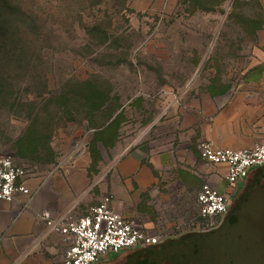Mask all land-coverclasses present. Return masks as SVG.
<instances>
[{
	"label": "rangeland",
	"instance_id": "374dc122",
	"mask_svg": "<svg viewBox=\"0 0 264 264\" xmlns=\"http://www.w3.org/2000/svg\"><path fill=\"white\" fill-rule=\"evenodd\" d=\"M10 3L0 17L20 22L30 62L12 72L1 66L11 76L0 98V155L14 153L34 169L75 157L92 160V185L108 178L159 122L188 110L200 88L240 79L264 34L259 0ZM86 98L96 105L84 104ZM34 116L52 117L50 138L45 132L43 148L26 160L15 151ZM202 184L199 176L193 180L196 193ZM196 193L173 200L178 207L162 205L157 223L171 217L179 232L202 227ZM123 254L95 264H118Z\"/></svg>",
	"mask_w": 264,
	"mask_h": 264
},
{
	"label": "crops",
	"instance_id": "0c3cea01",
	"mask_svg": "<svg viewBox=\"0 0 264 264\" xmlns=\"http://www.w3.org/2000/svg\"><path fill=\"white\" fill-rule=\"evenodd\" d=\"M259 3L264 10V0ZM241 74L196 91L188 110L145 133L101 182L92 185L88 168L93 162L78 157L29 168L24 183L31 191L0 199V264H61L67 244L40 212L78 217L106 194L117 210L146 228L179 230L171 217L157 223L162 205L178 207L173 200L196 193L192 184L198 176L203 184L225 185V166L205 161L199 142L241 148L264 138V34Z\"/></svg>",
	"mask_w": 264,
	"mask_h": 264
},
{
	"label": "built area",
	"instance_id": "2783aa9c",
	"mask_svg": "<svg viewBox=\"0 0 264 264\" xmlns=\"http://www.w3.org/2000/svg\"><path fill=\"white\" fill-rule=\"evenodd\" d=\"M199 151L205 161L225 166L223 189L206 183L197 193L198 213L204 225L196 229H209L223 220L249 173L264 164V138L241 148L220 146L204 139L199 142ZM28 174V166L18 162L14 153L1 154L0 199L10 200L18 191L29 193L31 190L24 183ZM40 217L51 230L63 235L67 248L61 264H95L104 256L155 244L179 232L174 233L168 227L146 228L130 220L112 205L110 194L78 217L66 213L54 215L49 210L40 212Z\"/></svg>",
	"mask_w": 264,
	"mask_h": 264
},
{
	"label": "water",
	"instance_id": "95a60500",
	"mask_svg": "<svg viewBox=\"0 0 264 264\" xmlns=\"http://www.w3.org/2000/svg\"><path fill=\"white\" fill-rule=\"evenodd\" d=\"M181 243L161 241L128 250L118 264H137L154 246L157 254L149 255L145 264H180L183 255L191 261L182 264H264V164L249 173L219 226Z\"/></svg>",
	"mask_w": 264,
	"mask_h": 264
},
{
	"label": "trees",
	"instance_id": "16d2710c",
	"mask_svg": "<svg viewBox=\"0 0 264 264\" xmlns=\"http://www.w3.org/2000/svg\"><path fill=\"white\" fill-rule=\"evenodd\" d=\"M12 5L13 4L10 3V0H0V8L2 6H4V8H10L12 7ZM20 30L22 31L21 24L18 20H16V18L0 17V98L5 97L7 95L6 85L4 83L6 82L8 77L11 76L10 73L8 75L5 74V72L1 70V66L9 67L10 72H12L16 68H20L21 65L29 64L30 62L29 60L30 58L28 59L27 57L29 48H30V46H27L29 45L28 44L29 40L27 37H24V35L20 33ZM67 101L68 100L66 99V102H65L66 104H67ZM74 101L83 102V99L81 97L75 96ZM84 104L89 105L90 108H93L96 105L95 101H90L87 98ZM51 119H52L51 116H48L47 118H44V119L40 118L39 116H34L32 118V121L27 125L25 132L21 135L19 139L18 152L17 150L15 151L18 157L28 160V156L30 154L34 152H39V150L43 148L42 138H43L44 133L47 132V135L45 134V136L50 138V131L48 129V126H49ZM49 161L46 160L45 162H49ZM256 168H259V166ZM256 168H254L253 170H255ZM226 217L227 215L224 216L221 223L225 220ZM212 229H215V227L209 228V229L188 228L177 234L167 237L163 241L170 242V243H175V242L181 243V242H184L185 240L187 241V240H190L196 237L201 232L203 233L206 231H210ZM181 244H184V243H181ZM151 245H147V246H151ZM141 247H144V246H141ZM136 248H140V247H136ZM132 249H135V248L127 249L120 253H123L128 250H132ZM150 249H151L150 251L149 250L147 252L145 251V253H148L146 257L142 253L143 255L138 259L137 264H145L147 257L149 255L154 256V254L156 253L155 251L158 249V247L154 246V247H151ZM117 255L118 254L113 255V259ZM186 261L190 262L191 258L186 257V255H183L180 258V264Z\"/></svg>",
	"mask_w": 264,
	"mask_h": 264
},
{
	"label": "flooded vegetation",
	"instance_id": "af4514ba",
	"mask_svg": "<svg viewBox=\"0 0 264 264\" xmlns=\"http://www.w3.org/2000/svg\"><path fill=\"white\" fill-rule=\"evenodd\" d=\"M246 180H247V178H246ZM246 180H245L243 183L240 184L237 193L233 196V198H232V200H231V203H230L229 210H228V212L226 213V215L229 214V212L231 211V209H232V203H233L234 199L236 198L237 194L240 192V190H241V189L243 188V186L245 185ZM226 215H225V216H226ZM220 224H221V222H220ZM218 225H219V224H218ZM218 225H217V226H218ZM217 226H214V227H217ZM212 228H213V227H212Z\"/></svg>",
	"mask_w": 264,
	"mask_h": 264
}]
</instances>
